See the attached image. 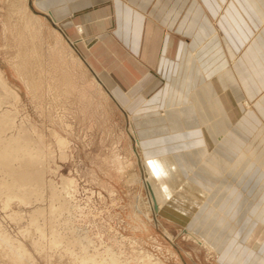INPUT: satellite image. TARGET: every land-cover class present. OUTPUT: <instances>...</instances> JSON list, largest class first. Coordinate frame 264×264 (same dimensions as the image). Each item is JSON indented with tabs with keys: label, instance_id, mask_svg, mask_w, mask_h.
I'll list each match as a JSON object with an SVG mask.
<instances>
[{
	"label": "rangeland",
	"instance_id": "374dc122",
	"mask_svg": "<svg viewBox=\"0 0 264 264\" xmlns=\"http://www.w3.org/2000/svg\"><path fill=\"white\" fill-rule=\"evenodd\" d=\"M36 10L32 0H0V137L19 135L41 158L10 163L39 173L25 186L26 201L0 186V264H232L238 248H228L231 237L218 255L224 234L215 217L209 236L195 217L183 227L160 211V186L175 190L169 175L150 176L145 144L150 125L166 122L134 96L160 79L150 74L140 83L145 74L127 71L120 56L99 47L91 32L108 23L88 31L74 23L79 56L71 60ZM86 45L95 47L87 52ZM3 164L0 183L9 180Z\"/></svg>",
	"mask_w": 264,
	"mask_h": 264
},
{
	"label": "crops",
	"instance_id": "0c3cea01",
	"mask_svg": "<svg viewBox=\"0 0 264 264\" xmlns=\"http://www.w3.org/2000/svg\"><path fill=\"white\" fill-rule=\"evenodd\" d=\"M32 4L71 60L79 56L72 25L80 22L88 31L108 23V30L91 32L99 47L120 56L127 71L145 74L140 83L150 74L160 79L152 92L134 93L152 106L156 121L166 122L150 125L146 157L161 158L170 186L197 198L194 226L204 229V220L217 219L218 236L233 238L227 246L238 252L230 263L264 264V0ZM94 47L86 45L87 52ZM223 201V208L215 205ZM223 216L230 220L221 223Z\"/></svg>",
	"mask_w": 264,
	"mask_h": 264
},
{
	"label": "bare ground",
	"instance_id": "6f19581e",
	"mask_svg": "<svg viewBox=\"0 0 264 264\" xmlns=\"http://www.w3.org/2000/svg\"><path fill=\"white\" fill-rule=\"evenodd\" d=\"M100 79H101L100 81H102L105 84L104 77L102 76V78H100ZM1 80H2V78H1ZM4 84H6V83L4 82ZM14 92L15 91L11 89V93H14ZM8 93H10V92H8ZM0 96L2 97V95H0ZM8 115L10 116V114H8ZM2 126H3V123H2ZM6 127H7V125H5V128ZM0 128H1V126H0ZM2 129H4V127H2ZM18 136L17 135L16 136L11 135V136L6 137V138L0 137V163H4L3 167H5V169L4 168L3 169L5 170L7 177H9V180L1 181L0 186H1V188L4 187L5 189L11 190L13 192V195H15V193H17L18 196L20 195L22 197V199H25V201H26V197L29 194V192L31 191V189L25 188V186L27 184H29L30 182H32L34 180L33 178L37 179L39 177V173L37 171H31L30 170L31 168L26 169V168L21 167V165H18L21 163L22 165H24V167H26V166L28 167L29 164H26V166H25V163H22L20 161V163L17 164L19 167H14L11 165L12 164L11 162H13L15 160L19 161L20 159L25 161V159H22L23 157L28 158V159H32V158L36 159L40 155L38 156V152L32 153L31 148L28 147L30 142L27 143L23 140L24 138L21 139ZM51 150H53V149H51ZM41 151H42V149H41ZM47 155H46V157H47ZM169 164H170V162H169ZM145 166L149 167V168L147 167L146 169H148L150 171V176L152 178H154L155 176H158L159 174L168 175L167 170L165 168L166 167L165 162L161 158H157V159L152 158L151 160L148 159V160H146ZM38 167H37V169L39 171ZM41 177H42V175H41ZM35 181H33V182H35ZM160 188L162 190L163 195L166 197V203L162 204L163 208L161 207V209H160L161 213H163L166 216V218H168V219L170 218V220L175 222L176 224H180V226L185 227L188 224L190 225V223L192 221V217H196V213L194 214V212L196 211V209L199 205L197 198H195V196L193 194L191 196H188L187 194L184 193L185 191L184 192L182 191V189H180V190L177 189L175 192H173L174 194H172V193L167 192V189L165 188V186L163 184L160 186ZM17 194H16V196H17ZM200 194H203V193L201 192ZM29 196L30 195H28V197ZM204 221H205L204 225H206V227H207L206 230L208 228L210 229V230L206 231L207 235L210 236L215 232L212 230V225H210V224H212V222L211 221L207 222L208 220H204ZM217 242L218 243L215 246V249L218 252V255H221V253L226 252V248L222 249L223 248L222 243L224 244L226 242V240L219 239V240H217ZM233 259L235 260V258H233ZM81 264H82V262H81Z\"/></svg>",
	"mask_w": 264,
	"mask_h": 264
},
{
	"label": "water",
	"instance_id": "95a60500",
	"mask_svg": "<svg viewBox=\"0 0 264 264\" xmlns=\"http://www.w3.org/2000/svg\"><path fill=\"white\" fill-rule=\"evenodd\" d=\"M154 206L156 207V203L154 202Z\"/></svg>",
	"mask_w": 264,
	"mask_h": 264
}]
</instances>
